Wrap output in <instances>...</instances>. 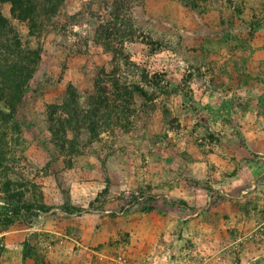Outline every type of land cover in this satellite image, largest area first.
Returning <instances> with one entry per match:
<instances>
[{"label": "rangeland", "instance_id": "374dc122", "mask_svg": "<svg viewBox=\"0 0 264 264\" xmlns=\"http://www.w3.org/2000/svg\"><path fill=\"white\" fill-rule=\"evenodd\" d=\"M10 10L0 264H264V0Z\"/></svg>", "mask_w": 264, "mask_h": 264}, {"label": "trees", "instance_id": "16d2710c", "mask_svg": "<svg viewBox=\"0 0 264 264\" xmlns=\"http://www.w3.org/2000/svg\"><path fill=\"white\" fill-rule=\"evenodd\" d=\"M61 0H45V3L40 5L39 0H0V5L3 3H9L11 5V15L18 20L28 21L30 25H33V28L37 27V19L39 18V12L43 13L45 16L56 15L58 13V6ZM9 24L8 21L1 15L0 13V50L4 48L7 49V46L2 44V36H8ZM15 43L18 44L19 41L16 37H12ZM19 47V45H18ZM12 59L15 63H11L8 65V69L13 72L12 75L15 76V73H19L20 81L16 82L13 87V93L16 94L13 96V99L19 98L18 95L21 94L20 89L23 85L27 83L28 75L33 72V65L38 61L39 54L37 52L25 51L23 49H19V54L21 53L22 58L19 57L18 53L12 52ZM26 55V56H25ZM23 65L26 66V70L24 73H21L18 69V66ZM7 66L4 64L0 66V69L6 70ZM6 70V71H9ZM8 84L14 83L9 79L6 81ZM8 86L3 83V87ZM1 92L4 90L1 89ZM88 116V115H87ZM82 121L85 122V115L82 116ZM15 211V210H14ZM17 212V211H15Z\"/></svg>", "mask_w": 264, "mask_h": 264}]
</instances>
